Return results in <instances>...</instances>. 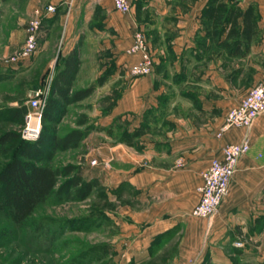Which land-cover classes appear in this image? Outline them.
I'll use <instances>...</instances> for the list:
<instances>
[{"label":"crops","instance_id":"1","mask_svg":"<svg viewBox=\"0 0 264 264\" xmlns=\"http://www.w3.org/2000/svg\"><path fill=\"white\" fill-rule=\"evenodd\" d=\"M127 1L130 9L122 12L114 9L112 0H0L1 10L9 14L12 27L20 28V37L9 45L12 51L24 39L31 10L48 3L56 7L42 20L37 46L41 40L43 44L33 60L44 54L47 61L55 57L47 52V43L53 35L65 49L61 58L79 41V63L91 35L97 41L101 38L107 41L104 47L110 66L103 73L110 85L106 88L103 83L95 85L91 94L68 103L65 108L67 112L68 107L79 105L82 108L77 115L84 114L88 122L100 127L88 132L81 141L86 158L96 160L95 165L89 163L91 171L104 169L102 162H106V167L109 163L105 178L115 182L114 185L133 189L120 192V204L114 210L120 225L119 237L114 241L117 247L126 249L124 264L129 260L132 264H178L187 258L195 264H245L240 258L249 247L230 246L234 240L243 241L240 246L252 240L250 249L264 256V111L256 115L249 128L231 127L219 137L215 130L223 120L222 115L206 123L175 119L159 138L139 136L148 134L144 129L131 145L112 139L104 130L115 119L127 121L128 131L137 127L147 110L155 107L164 95L161 93L164 71L170 67L177 83L192 85L193 90L186 87L182 92L196 93L202 98L204 111L224 114L254 83L264 78L261 56L231 52L228 24L212 25L213 17L201 16L207 0ZM137 28L154 48V70L132 77L127 66L136 61L137 55L127 54L125 49ZM186 68L190 69L188 75ZM102 71L90 81L102 75ZM41 72L34 77L38 79L35 88L40 87ZM80 72L79 65L72 89L92 83ZM49 75L52 77V71ZM200 82L206 85L201 87ZM70 127H75V123L65 129ZM244 136L248 138L249 149L237 159L228 191L216 212L209 219L192 216L190 210L198 199L200 171L213 157L220 156L223 144L239 142Z\"/></svg>","mask_w":264,"mask_h":264},{"label":"rangeland","instance_id":"2","mask_svg":"<svg viewBox=\"0 0 264 264\" xmlns=\"http://www.w3.org/2000/svg\"><path fill=\"white\" fill-rule=\"evenodd\" d=\"M219 2L223 3L221 15L230 8H238L240 14L247 10V31L243 33L241 29L242 14L237 19V25L229 32L231 52L261 56L264 72V0H220ZM1 5L0 57L12 52L9 45L20 37V28L12 27L9 14L5 13L6 10H1ZM217 19L212 20V25L223 24L221 20ZM218 21L222 23H218ZM225 23L229 28V23ZM90 37L91 41L87 43V50L79 65L81 67L80 75L87 78L88 82H93L95 80L90 81L92 76L99 74L101 69L103 71L100 74H106L103 72L110 66V63L108 62V50L104 47L107 41H104V38L97 41L96 38L92 39V35ZM51 39L49 44L47 43V52L51 56H55L52 60L47 61L45 54L41 59L39 57L38 60H33V56L40 54L43 44V40H41L34 54L27 61L13 66L0 64V133L8 129L19 133L22 122L18 124L11 120L9 109L20 105L27 107V99L36 87L35 80H38L34 79L36 73L42 71L38 77L40 87H42L48 81L49 72L54 73L55 67L60 62V53L65 49H62L61 45L56 42L55 35ZM148 43L152 49L153 57H155L154 48L149 40ZM79 44V41L76 40L73 43L74 48L77 49ZM238 47L239 50L235 52L234 49ZM36 66L38 67L36 68ZM249 66L248 64V68ZM153 70L154 66L151 72ZM189 70L186 68V75L189 74ZM164 72L165 82L162 81L163 91L161 92L164 95L158 99L155 107L152 106L147 110L137 127H133L134 129L139 128L140 132L144 129L148 132V134L139 133V136L162 137L165 135L164 130L168 125H172L175 119L182 118L193 123H206L212 121V117L224 116L215 110L204 111L201 107L203 99L197 97L196 93L194 95L191 92H182V88L191 89L192 85L177 83L176 78L174 79V75H172L173 67L166 68ZM107 84L110 85L106 76L103 86L106 88ZM201 84L206 85V83L200 82ZM202 92L204 93L203 89ZM12 102H16V105L12 106ZM68 108L64 117L58 122L57 132H61L66 126L75 123L74 121L78 117L77 111L82 107L78 105ZM129 127L130 124L127 121L116 120L112 122L109 135L115 140L119 135H126L125 133L134 130L128 131ZM14 149V145L7 144V151L0 154V167L13 155ZM83 150L84 145L80 143L76 148L53 151L49 160L45 159L47 152H44L43 159L35 161L47 163L50 166L72 163L77 166V171L83 178H96V186L82 201L64 199L53 193L49 194L44 201L38 203L34 212L21 224L15 223L10 217V212L0 207V264H124L127 257L126 249L122 246L117 247V242L114 241V238L119 237L120 233V225L117 223L119 217L116 215L118 213H115L114 210L118 209L120 204V192L125 189H133L125 188L126 185H114L115 182L106 179L108 177L105 171L110 169L109 163L108 167L103 165L104 169L99 167L98 170L92 172L89 168V158H86ZM102 177L105 181L101 179ZM251 241L247 240L248 243L244 242L243 246H240L243 241L234 240L233 245H229L236 248L249 247L244 257L240 258L243 263L264 264V256L261 253L256 254L254 248L250 249L253 243ZM261 246V242L258 241V247ZM262 250L260 248V251ZM237 257L239 260V256ZM128 264H132V261L129 260Z\"/></svg>","mask_w":264,"mask_h":264},{"label":"trees","instance_id":"3","mask_svg":"<svg viewBox=\"0 0 264 264\" xmlns=\"http://www.w3.org/2000/svg\"><path fill=\"white\" fill-rule=\"evenodd\" d=\"M219 1L207 0L201 11L202 18L208 15L213 17V20L218 18L217 20L228 22V29L231 31L237 25L238 17L243 14L241 29L245 33L248 24L247 10L240 14L238 8H230L221 15L223 3ZM222 22L218 21V23ZM79 64L78 49L72 48L62 56L55 67L51 77L49 95L43 107L41 129L36 140L20 139L19 133L10 129L0 133V154L7 151V144L15 147L13 155L0 167V207L10 212V217L15 223H23L34 212L38 203L44 201L49 194L53 193L64 199L82 201L97 184L96 178H83L75 164L50 166L47 163L35 162L37 159H43L44 152H47L45 159L49 160L55 150L65 151L78 147L88 132L100 129L99 126L88 122L84 114H79L74 121L75 127L65 129L62 134L56 131L57 122L66 112V105L88 96L95 85L102 84L106 79V74H102L96 77L91 84L72 89L74 75ZM25 111L24 105L11 107L9 117L20 124ZM116 120L118 119L112 122ZM112 122L104 129L108 135L111 133ZM139 133V128L134 129L125 133L127 136L119 135L115 140L131 145Z\"/></svg>","mask_w":264,"mask_h":264},{"label":"built area","instance_id":"4","mask_svg":"<svg viewBox=\"0 0 264 264\" xmlns=\"http://www.w3.org/2000/svg\"><path fill=\"white\" fill-rule=\"evenodd\" d=\"M115 10L127 12L130 3L127 0H112ZM53 4H46L45 7H34L31 10L24 27V39L18 48L0 57L1 65H17L27 61L35 52L39 38V32L43 19L47 13L55 11ZM130 55H137L136 61L127 66L130 76L147 75L153 68V52L149 46L145 33L135 29L130 44L125 49ZM50 75L48 81L39 88H35L27 99L26 111L23 114L22 127L19 137L28 141L36 140L41 129V117L43 107L48 97L50 88ZM238 103L230 106L224 113V119L215 130L217 137L221 136L231 127L249 128L256 115L264 111V79L253 84L242 96ZM249 149L248 138L244 136L239 142H229L221 146L219 157H213L209 164L200 171L201 182L196 187L198 199L190 210L195 217L211 218L216 212L223 197L227 193L228 183L233 173L237 159ZM90 164L96 160L91 159ZM106 165V162H102ZM178 264H195L194 260L187 258Z\"/></svg>","mask_w":264,"mask_h":264}]
</instances>
